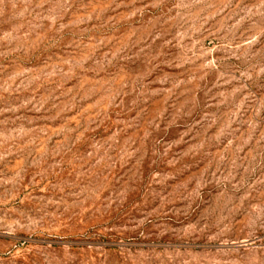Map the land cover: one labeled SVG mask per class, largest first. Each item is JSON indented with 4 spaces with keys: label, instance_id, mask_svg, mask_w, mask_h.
I'll return each mask as SVG.
<instances>
[{
    "label": "rangeland",
    "instance_id": "rangeland-1",
    "mask_svg": "<svg viewBox=\"0 0 264 264\" xmlns=\"http://www.w3.org/2000/svg\"><path fill=\"white\" fill-rule=\"evenodd\" d=\"M0 264H264V0H0Z\"/></svg>",
    "mask_w": 264,
    "mask_h": 264
}]
</instances>
